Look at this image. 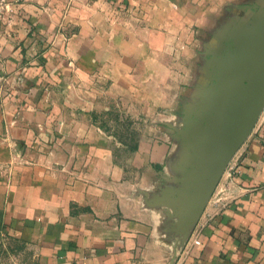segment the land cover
I'll return each instance as SVG.
<instances>
[{
  "label": "crops",
  "instance_id": "crops-1",
  "mask_svg": "<svg viewBox=\"0 0 264 264\" xmlns=\"http://www.w3.org/2000/svg\"><path fill=\"white\" fill-rule=\"evenodd\" d=\"M17 7L0 26V232L22 264H264V0ZM223 97L236 107L219 126L230 131L227 182L177 261L149 219L127 215L126 154L94 115L132 101L164 132L181 108ZM150 141L129 160H164L169 142Z\"/></svg>",
  "mask_w": 264,
  "mask_h": 264
},
{
  "label": "rangeland",
  "instance_id": "rangeland-1",
  "mask_svg": "<svg viewBox=\"0 0 264 264\" xmlns=\"http://www.w3.org/2000/svg\"><path fill=\"white\" fill-rule=\"evenodd\" d=\"M12 24L0 21V26ZM234 101L223 97L221 106L181 108L180 122L164 132L149 127L148 115L134 113L132 101L114 100L109 103L110 113L94 115L97 123L118 138L116 156L126 154L123 184L127 215L149 219L155 238L167 250L172 249L177 261L185 250L199 243L200 215L221 182H227L224 177L232 150L227 141L230 131L219 126L230 122ZM151 138L169 142L165 159L129 160V153L146 141L150 144ZM17 254L14 243L0 232V264H22Z\"/></svg>",
  "mask_w": 264,
  "mask_h": 264
},
{
  "label": "built area",
  "instance_id": "built-area-1",
  "mask_svg": "<svg viewBox=\"0 0 264 264\" xmlns=\"http://www.w3.org/2000/svg\"><path fill=\"white\" fill-rule=\"evenodd\" d=\"M19 3L20 0H0V21L9 20L12 22L14 15L18 12L15 7Z\"/></svg>",
  "mask_w": 264,
  "mask_h": 264
}]
</instances>
